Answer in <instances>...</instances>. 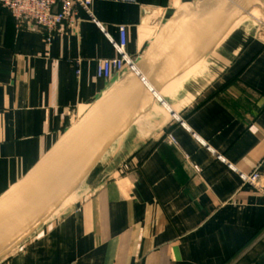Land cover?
<instances>
[{"label": "crops", "instance_id": "crops-1", "mask_svg": "<svg viewBox=\"0 0 264 264\" xmlns=\"http://www.w3.org/2000/svg\"><path fill=\"white\" fill-rule=\"evenodd\" d=\"M184 1L94 0V20L79 8L77 24L49 37L17 28L0 5V196L120 78L97 72L101 60L118 56L111 38L119 41V26L138 62ZM258 14L264 18V8ZM257 29L238 27L196 71L161 91L171 117L158 101L0 264H264V38ZM255 170L258 188L241 177Z\"/></svg>", "mask_w": 264, "mask_h": 264}, {"label": "water", "instance_id": "water-1", "mask_svg": "<svg viewBox=\"0 0 264 264\" xmlns=\"http://www.w3.org/2000/svg\"><path fill=\"white\" fill-rule=\"evenodd\" d=\"M254 8L263 10L264 0L179 3L136 63V70L122 75L0 196V261L70 201L158 101L167 107L161 91L185 72H192L240 27L224 30L212 42L229 14L240 10L248 16L246 21L253 17Z\"/></svg>", "mask_w": 264, "mask_h": 264}, {"label": "built area", "instance_id": "built-area-1", "mask_svg": "<svg viewBox=\"0 0 264 264\" xmlns=\"http://www.w3.org/2000/svg\"><path fill=\"white\" fill-rule=\"evenodd\" d=\"M93 2L94 0H0V5L14 18L17 28L39 29L49 37L55 34L64 35L66 26L77 24L79 8L92 16ZM257 30L264 38V18L259 21ZM119 32V41L111 38L118 56L103 59L98 64V76L106 80H112L115 74L121 77L127 72L136 70L137 61L126 52L127 27L120 25ZM166 141L171 145H178L171 133L166 134ZM241 177L245 183L258 188L261 177L259 171L255 170L251 174L241 173Z\"/></svg>", "mask_w": 264, "mask_h": 264}, {"label": "bare ground", "instance_id": "bare-ground-1", "mask_svg": "<svg viewBox=\"0 0 264 264\" xmlns=\"http://www.w3.org/2000/svg\"><path fill=\"white\" fill-rule=\"evenodd\" d=\"M255 9V8H254ZM260 11V9H255L251 12V16H253L254 18H256V16L258 15V12ZM247 15L241 13L240 10H236L234 12H232L231 14H229L227 16L226 19H224L225 21L223 22L224 24H221L216 32L215 37L213 38L212 42L216 39L217 36H220L221 33L226 30L231 24H238L242 21H245V19H247ZM252 17V18H253ZM194 68V67H193ZM192 68V69H193ZM192 71V70H191ZM190 72V71H189ZM183 76V75H182ZM180 76L179 78H177L176 80H174L173 82H171L169 85H167L162 91L165 92L167 91V89L171 88L173 85H175L178 81H180L181 79H183V77ZM182 81V80H181ZM175 83V84H174ZM156 109V104L154 105L153 109ZM166 109L168 110V112H171V107L169 105H167ZM164 112V111H163ZM172 113V112H171ZM170 114V113H169ZM114 163V162H113Z\"/></svg>", "mask_w": 264, "mask_h": 264}, {"label": "rangeland", "instance_id": "rangeland-1", "mask_svg": "<svg viewBox=\"0 0 264 264\" xmlns=\"http://www.w3.org/2000/svg\"><path fill=\"white\" fill-rule=\"evenodd\" d=\"M262 9H260V11H261ZM259 11V12H260ZM262 19V15L261 14H258L257 16H256V18H249L248 20H246V21H242V22H240V23H238V24H231L228 28H231L230 29V31L231 30H233V29H235L236 27H238L240 24V26H245V25H252L254 28H258L259 27V21ZM227 28V29H228ZM226 29V30H227ZM195 67V66H194ZM198 67V66H197ZM196 69H198V68H195V70L194 71H196ZM193 70V69H192ZM199 70H200V73H204L205 71H204V68L203 67H201V69H200V67H199ZM204 71V72H203ZM187 73H189L188 71L187 72H185L184 74H183V78L184 77H186L187 76ZM175 84V83H174ZM170 89V88H169ZM169 89H167V90H169ZM157 105H156V109H157ZM159 107H160V105H159ZM158 107V108H159ZM162 109V108H161ZM164 112V117H166V118H170L171 117V112H168V111H166V110H164V109H162ZM155 111V110H154ZM170 113V114H169Z\"/></svg>", "mask_w": 264, "mask_h": 264}]
</instances>
